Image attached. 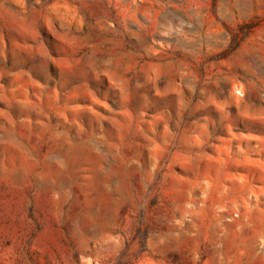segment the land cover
<instances>
[{"label":"rangeland","instance_id":"374dc122","mask_svg":"<svg viewBox=\"0 0 264 264\" xmlns=\"http://www.w3.org/2000/svg\"><path fill=\"white\" fill-rule=\"evenodd\" d=\"M0 264H264V0H0Z\"/></svg>","mask_w":264,"mask_h":264},{"label":"bare ground","instance_id":"6f19581e","mask_svg":"<svg viewBox=\"0 0 264 264\" xmlns=\"http://www.w3.org/2000/svg\"><path fill=\"white\" fill-rule=\"evenodd\" d=\"M36 62H37V63H36L37 65H45V67H47L48 69H51L49 63H48L47 61H44L43 59H38V58H37ZM59 72H60V71H59ZM63 73H64L65 75H67V74H73L74 72H73V71H71V72L64 71ZM78 74H79L78 71L74 73V75H78ZM78 76H80V75H78ZM34 107H35V106H34ZM20 108H22V107H20ZM23 108H24V107H23ZM32 108H33V107H32ZM82 149H83V148H82ZM82 149H81V150H82ZM11 150H12V149H11ZM88 150H89V148H88V149H85V152L88 151ZM76 151H77V150H76ZM90 151H91V150H90ZM84 154H85V153H84ZM79 155H82V154L78 151V152H77V156L79 157ZM87 155H88V154H87ZM90 155H91V154H90ZM80 157H81V156H80ZM89 157H90V156H89ZM91 157H92V155H91ZM74 158H76V157H74ZM77 159H78V158H77ZM82 159H84V158H82ZM22 160H23V159H22ZM22 160H21V161H22ZM23 162L26 163L25 160H24ZM21 163H22V162H21ZM19 164H20V163H19ZM19 166H20V165H19ZM22 167H23V165H22ZM24 168H27V166H25ZM49 168H51V167H49ZM54 168H55V167H54ZM54 168H51V170H54ZM47 169H48V168H47ZM17 170H19L18 167H17ZM51 170H50V172H51ZM55 170H56V169H55ZM55 170H54V172H55ZM19 171H20V170H19ZM24 171H25V169H24ZM47 171H49V170H47ZM20 172H21V171H20ZM18 174H19V173H18ZM47 174H48V173H47ZM16 175H17V173H16Z\"/></svg>","mask_w":264,"mask_h":264},{"label":"water","instance_id":"95a60500","mask_svg":"<svg viewBox=\"0 0 264 264\" xmlns=\"http://www.w3.org/2000/svg\"><path fill=\"white\" fill-rule=\"evenodd\" d=\"M38 59H43L44 61H47L50 64V57L48 55H38L36 56ZM86 57L83 58V62L85 60Z\"/></svg>","mask_w":264,"mask_h":264}]
</instances>
